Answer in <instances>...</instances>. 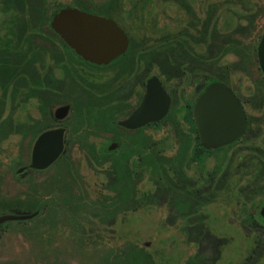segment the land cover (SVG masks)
Listing matches in <instances>:
<instances>
[{
    "label": "rangeland",
    "instance_id": "1",
    "mask_svg": "<svg viewBox=\"0 0 264 264\" xmlns=\"http://www.w3.org/2000/svg\"><path fill=\"white\" fill-rule=\"evenodd\" d=\"M56 1L115 18L127 56L105 68L78 60L49 30ZM234 6L241 24L222 33ZM262 31L264 0H0V215L39 212L0 225V264H264L252 207L264 197ZM122 68L142 92L146 77L163 79L173 104L158 125L120 128L99 101ZM213 80L233 86L248 127L207 153L193 109ZM64 103L59 123L51 111ZM57 125L63 158L18 176L37 133Z\"/></svg>",
    "mask_w": 264,
    "mask_h": 264
},
{
    "label": "water",
    "instance_id": "2",
    "mask_svg": "<svg viewBox=\"0 0 264 264\" xmlns=\"http://www.w3.org/2000/svg\"><path fill=\"white\" fill-rule=\"evenodd\" d=\"M50 25L69 47L92 63L109 64L126 53L129 46L126 31L112 17L92 14L73 5L60 9ZM257 60L264 76V32L257 47ZM170 104V96L154 76L148 81L141 105L121 125L137 129L160 121L168 114ZM70 109L68 104L58 107L55 118L64 121ZM194 118L202 146L206 149L228 145L246 133L247 116L242 101L225 82H214L207 86L195 105ZM65 138L66 129L62 126L40 133L33 143L30 164L19 167L16 173L23 175L28 169L44 171L52 167L66 153ZM38 213L3 214L0 215V225L9 221L29 220Z\"/></svg>",
    "mask_w": 264,
    "mask_h": 264
},
{
    "label": "flooded vegetation",
    "instance_id": "3",
    "mask_svg": "<svg viewBox=\"0 0 264 264\" xmlns=\"http://www.w3.org/2000/svg\"><path fill=\"white\" fill-rule=\"evenodd\" d=\"M101 1H106V0H101ZM92 14L101 15V14H97V13H92ZM113 19L116 20L115 18H113ZM117 23H118V21H117ZM119 26L122 27L120 24H119ZM123 29L125 30V28H123ZM126 33H127V31H126ZM127 35H128V33H127ZM62 41L67 45V43L63 39H62ZM131 44H132V42L129 39V46H128V49H127L126 53H124L123 55L115 58L109 64H96V63L89 62V61L85 60L83 57L79 56L75 52V50H73L71 47H69L68 45H67V47L75 54V56L77 57V59L80 60L81 62H83L84 64L89 65V66H92V67H96V68H105V67H108V66H110L112 64L117 63L118 61H120L121 59H123L124 57H126L127 54L130 51ZM137 54H138V51L135 50L134 51V55H133V59L134 60H136L138 58L137 57ZM66 73H68V71ZM138 75H139V73L138 74L137 73H134L133 76L126 75L124 73V71H123V68H122V72L120 74L119 73L116 74V79L112 82V85L109 88V90L107 92V95L105 97L99 99V101L102 102V103H104V104L105 103H108L110 114L114 118V122L120 128H123V129L128 130V131H136V132L142 131L143 129H145L146 127H148L150 125H155V126L158 125L162 120H164L168 116V114L171 111L172 104H173L172 95L166 89L165 84H164V81H163L162 78H160V76H158L157 74H152V75L146 77L145 81H143V83L141 84V86L144 88V90L142 92V91H140L138 89V86L140 85L139 82H138V80H137V76ZM154 76L157 77L161 81L164 90L170 96L171 104H170V109H169L168 114L163 119H161L160 121L148 123V124H146L144 126H141L140 128H137V129H130V128H126V127L122 126L121 125V122H123V121L127 120L128 118H130L132 116V114L135 112V110L141 105V103H142V101L144 99V96L146 94L148 81L150 80V78H152ZM214 82H224V81H222V80H216V81H210V82H208V84L206 85V87L202 90V92L200 93L199 97L197 98L196 103H197L198 99L200 98V96L206 90L207 86H209L211 83H214ZM229 86H231L233 88L232 85H229ZM234 92H235L236 96L241 100V98L238 96V94L236 93L235 90H234ZM196 103H195V105H196ZM66 104L67 103H64L63 105H66ZM242 104H243V102H242ZM63 105H61V106H63ZM68 105H70V104H68ZM195 105H194V108H195ZM58 107H60V106H58ZM70 107H71V105H70ZM181 107H183V106H181ZM243 107H244V110H245L244 104H243ZM56 109L54 111H51V115H52V117L57 122L61 123L63 121H58L55 118V111H56ZM70 112H71V109H70ZM245 113H246V110H245ZM68 117H69V115L67 116V118ZM193 122H194V125H195V128H196V132H197V135H198L199 148H200V150L205 151L207 153H210L212 151H215V150H218V149H221V148H224V147H229L231 145H234L240 139H242L243 136L245 135L244 134L242 137H240L239 139H237L236 141H234V142H232V143H230L228 145L220 146V147L215 148V149H206V148H204L202 146V143H201L200 135H199V132H198V129H197V125H196V121H195V118H194V109H193ZM61 126L62 125H57V126H54V127H49L48 129L57 128V127H61ZM62 127H65V126H62ZM247 127H248V121H247ZM65 129H66V138L65 139L67 141V128L65 127ZM246 132H247V128H246ZM120 145H121V142L119 140H116L115 139V140L111 141L107 147H104L103 152L104 153H110L114 149L115 150L118 149L120 147ZM66 148H67V142H66ZM252 207H254L255 221L258 222V223H260V224H264V215L262 214V209L264 208V197H258L256 199V201H254V203H252Z\"/></svg>",
    "mask_w": 264,
    "mask_h": 264
},
{
    "label": "trees",
    "instance_id": "4",
    "mask_svg": "<svg viewBox=\"0 0 264 264\" xmlns=\"http://www.w3.org/2000/svg\"><path fill=\"white\" fill-rule=\"evenodd\" d=\"M106 1H108V0H106ZM105 1V2H106ZM98 2L100 3L101 2V0H98ZM102 2H104V1H102ZM56 3L58 4V7H57V9L52 13V17H51V20H52V18H53V16L60 10V9H62V8H64V7H66V6H68L67 4H64V3H62V2H60V1H56ZM72 5H74L73 3H71ZM75 6V5H74ZM76 7H78V6H76ZM79 8V7H78ZM81 9V8H80ZM48 10L46 9L45 10V13L47 12ZM239 13H241V11H239V9L237 8V7H235L234 6V8H232L231 9V11L230 12H228L227 13V17H228V19H223V22H222V24H221V26L219 27L220 29H219V31L220 32H222V33H225V32H231L233 29H235L239 24H241L240 23V17L238 16L239 15ZM244 14V16H245V14L246 13H243ZM104 16H106V17H112V16H110V15H104ZM44 18H45V15H44ZM113 18V17H112ZM226 18V17H225ZM242 20H243V18H242ZM45 21H46V18H45ZM48 24H49V30H51V32L52 33H54V34H56L55 33V31H53V29L51 28V21H49V22H47ZM243 23V22H242ZM264 31H262V33H263ZM262 33H261V35H262ZM57 35V34H56ZM261 35H260V37L257 39V41H256V44L253 46V50H254V52L256 53V58H257V47H258V44H259V41H260V38H261ZM234 48H236V50H239L237 47H234ZM258 61V60H257ZM260 69V68H259ZM261 71V70H260ZM262 73V72H261ZM213 81H216V80H213ZM49 128V127H48ZM48 128H45V129H43V130H41V131H39L38 133H37V135H36V137H35V139L37 138V136L40 134V133H42L43 131H45V130H47ZM63 158V157H62ZM19 176V175H18Z\"/></svg>",
    "mask_w": 264,
    "mask_h": 264
}]
</instances>
